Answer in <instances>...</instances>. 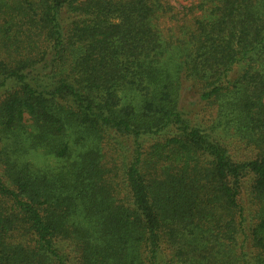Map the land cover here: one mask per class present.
Instances as JSON below:
<instances>
[{
    "label": "trees",
    "instance_id": "1",
    "mask_svg": "<svg viewBox=\"0 0 264 264\" xmlns=\"http://www.w3.org/2000/svg\"><path fill=\"white\" fill-rule=\"evenodd\" d=\"M196 1L0 0V264H264V0Z\"/></svg>",
    "mask_w": 264,
    "mask_h": 264
},
{
    "label": "rangeland",
    "instance_id": "2",
    "mask_svg": "<svg viewBox=\"0 0 264 264\" xmlns=\"http://www.w3.org/2000/svg\"><path fill=\"white\" fill-rule=\"evenodd\" d=\"M170 5L173 7V11L164 15L158 22L157 28L160 30V34L162 36L163 45L165 47L164 56L167 61V58L172 54H178L182 49L185 48L186 42L188 41L189 31L193 28V19L194 17H198L199 12L196 8L192 9V4H195L196 0H167ZM188 33V34H187ZM173 52V53H172ZM181 92V107L182 110L186 113H190L189 117L193 120L207 122L210 117L213 116V113L210 115L211 110L208 111L206 108V104L200 101L199 94L197 90L192 88L189 84H185L182 87ZM123 97V104H130L134 107H138L141 105L142 99L139 94L135 90L127 89L121 92ZM236 146V147H235ZM237 143L234 144L232 150H237ZM237 148V149H236ZM84 151V149H83ZM81 152L78 147H75L74 155ZM239 154H244L243 149H239L237 151ZM237 153V154H238ZM28 159L35 163L37 166L43 167H52L55 166V160L53 157L49 156L42 150L34 151ZM61 165L63 162L60 163ZM41 167V168H43ZM246 182V181H245ZM244 182L243 185V193L245 196V200L248 198L247 183Z\"/></svg>",
    "mask_w": 264,
    "mask_h": 264
}]
</instances>
